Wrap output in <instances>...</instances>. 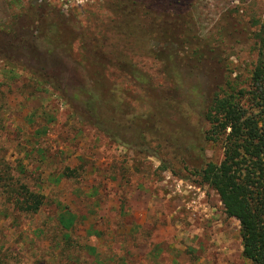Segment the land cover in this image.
Here are the masks:
<instances>
[{
  "label": "rangeland",
  "instance_id": "1",
  "mask_svg": "<svg viewBox=\"0 0 264 264\" xmlns=\"http://www.w3.org/2000/svg\"><path fill=\"white\" fill-rule=\"evenodd\" d=\"M174 7L169 0H0L2 30L37 18L33 41L0 54V264H250L238 221L197 175L198 156L222 160L221 142L202 138L184 94L176 102L181 123L158 109L174 101L171 50L204 44L247 86L264 51V0H180L178 35L157 32L154 16L170 27ZM49 9L77 23L62 27L53 44L40 37ZM181 80L184 93L207 84ZM183 129L201 151L171 141ZM15 188L42 203L17 210Z\"/></svg>",
  "mask_w": 264,
  "mask_h": 264
},
{
  "label": "trees",
  "instance_id": "2",
  "mask_svg": "<svg viewBox=\"0 0 264 264\" xmlns=\"http://www.w3.org/2000/svg\"><path fill=\"white\" fill-rule=\"evenodd\" d=\"M174 7L170 27L163 26V16H154L152 25L157 32L169 35H178L181 27L177 12L180 0H169ZM44 4L38 5L43 12ZM47 26L44 32L52 41L60 36V30L72 28L76 22L58 12L43 13ZM42 18V17H41ZM48 18V19H47ZM41 19H39L40 21ZM70 21V22H69ZM34 22L20 20L11 30L0 29V54L11 48L20 40L33 41ZM70 24V25H69ZM180 42L182 39H179ZM190 41V40H188ZM263 43V42H262ZM39 44V43H38ZM56 47V46H54ZM263 49V46L261 45ZM259 49L254 68L250 72L247 86L235 83V78L229 77L224 67L220 68L212 53L214 49L206 45L186 47L184 50H171L166 62L168 75L172 78V91L168 94L172 98L159 107L160 115L170 124H179V108L176 105L178 94H184L190 107L198 115L203 125L201 135L205 141H220L223 149V158L219 163L198 156L200 168L197 175L200 183L207 185L218 195L224 212L228 217L238 221L242 245V256L250 264H264V51ZM7 57L9 55H6ZM132 75L141 84H148L138 71ZM142 76V77H141ZM200 77L206 79V87L200 91L197 86L189 87L184 93L180 89L183 84L181 78ZM195 89V90H194ZM192 93L195 95L192 96ZM191 94V96H190ZM99 111V108H98ZM96 112L98 125L106 123L100 112ZM206 128V129H205ZM127 130L124 131V134ZM174 135L171 141L179 147L195 152L197 145L187 130ZM191 152V153H192ZM1 181V178H0ZM12 203L17 210L32 212L42 203V196L24 188H15L12 193Z\"/></svg>",
  "mask_w": 264,
  "mask_h": 264
}]
</instances>
